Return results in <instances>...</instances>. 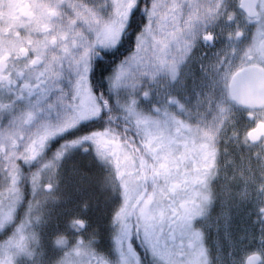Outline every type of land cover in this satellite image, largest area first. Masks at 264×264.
<instances>
[{"label": "clouds", "instance_id": "1", "mask_svg": "<svg viewBox=\"0 0 264 264\" xmlns=\"http://www.w3.org/2000/svg\"><path fill=\"white\" fill-rule=\"evenodd\" d=\"M38 2L55 9L56 15L41 21L50 25L49 28L41 30L34 22L29 20L20 24L18 30L4 31L3 28H0V45H2L0 56H3V60L0 61V64L3 65L0 72L6 78L0 81V84L12 80H17L19 83L17 77L21 73H31L34 68L42 66L51 55L60 57L71 54L73 57L79 58L85 47L90 49L95 43L102 25L113 21L121 22V18L116 15L114 0H38ZM125 3H127V0H125ZM153 3L154 0H134L135 6L133 9H138L143 15V23L134 36V44L137 36H145L147 39L145 28L151 25L154 30L158 22L157 15L149 16L148 14ZM243 3L244 0H235L233 5H229L225 0L221 5V0H215L214 4L204 6L201 16L206 20L211 18V22L199 32H194L191 30L189 23L191 12L183 9V0H170V8L178 12L184 10V16L180 17L183 21L180 31L185 39L172 53L177 77L180 73L181 64L186 63L191 55L202 47L213 49L212 59L205 66L204 76L206 78H217L225 86L231 78V73L237 69L252 63L264 66V35H261L259 31L264 26V7H261V3L258 2L255 6L256 15H251L242 6ZM53 37L55 38L54 41ZM41 42L46 46L43 60L40 61L39 65L37 63L31 64L30 61L37 54L33 49ZM20 48L25 49V51L21 53ZM225 60H228L229 63L225 64ZM221 69L223 70L221 71ZM94 94L101 109L97 119L91 121L96 126L86 130L83 135L77 136L76 139L80 140L85 135L95 138V134H101L105 140L109 141V148L113 147L111 142L114 141L122 149L120 155H130L133 166L142 169L144 173H152L154 169L162 164V161L158 154L151 150L148 136L140 125L134 121L132 115H119L124 111V108L115 103L110 84L106 81L105 89L99 90L98 93L94 91ZM144 95L143 92L139 93V96ZM67 98L68 96H65V99ZM105 102H107V107H105ZM11 105L14 111L23 108V102L15 97L12 98ZM17 105H19V108ZM252 111L255 113L249 117L253 121L252 125L245 129L243 133H232V135L237 136L240 141L239 146L248 153L249 160H256L264 165V136L254 141L247 136L251 127H255L258 122H264V106ZM245 115H248L247 110ZM40 128L41 124L37 120L32 123L31 127L21 129L25 136L23 140L17 139L19 144L16 149L17 157L24 153L27 144L31 142V138ZM80 143L87 146V151L92 155L93 160L102 170L106 168L107 172L111 174L114 184L118 186L119 180L116 179L115 175L116 168L112 164L113 156L106 153L103 157H99L91 140H82ZM62 150L63 146L49 155L44 147L36 159L27 161L20 159L18 161V170L27 187L32 186L33 175L42 176L51 167L49 165L57 160L56 153L62 152ZM176 150L179 151V148ZM189 166L188 164L185 165V167ZM25 168L28 169L27 172H25ZM7 175L5 164L2 157H0V177L3 178L2 183H0V195L14 200L15 197L10 191ZM261 177L264 178V172L261 173ZM214 180L215 177L209 174L207 177V195L199 199V210L193 213V215L199 216L201 221L211 214L215 203ZM44 182H41V189L44 187ZM145 187L149 191H154V186L145 185ZM18 189L20 198L28 194L25 192L24 186L18 185ZM145 201H148V203L145 204ZM113 202L115 206L110 210L108 220L110 229L109 248L107 250L101 249L99 252L95 247L90 248L89 254L92 258L89 264H102V262L104 264H132L135 257L128 254L122 259L121 252L113 243L117 234L121 232L122 227L125 225L131 231L135 230V235L139 237L136 243L139 245L140 251L138 252L134 247L138 254L139 264H225L218 256L213 254L212 246L207 243V233L203 224L197 225L191 217L187 223L186 232L191 235L193 233L198 234V239L190 240L184 246L170 243L169 228L171 226L167 225V221L163 224L155 221L160 205L154 200H149L147 192L140 200H129L127 204L117 192L113 197ZM164 203L166 204L167 201ZM122 207L124 208L123 223L116 215ZM142 209L145 211L142 212ZM201 211L205 212V215H200ZM149 214L153 218L154 224L152 240L159 241V252L155 251L145 239V226L148 223ZM261 217L264 218V205L261 206ZM87 225V220H80L82 230L86 231ZM82 240L83 235L81 232L77 235L73 247L82 246ZM98 242L97 238L96 243ZM248 256H255L256 264H264V247L259 250L251 249L243 264H248Z\"/></svg>", "mask_w": 264, "mask_h": 264}, {"label": "rangeland", "instance_id": "2", "mask_svg": "<svg viewBox=\"0 0 264 264\" xmlns=\"http://www.w3.org/2000/svg\"><path fill=\"white\" fill-rule=\"evenodd\" d=\"M224 2L225 0H221V5ZM226 2L229 5L234 4V0H226ZM160 3L162 6L158 9V22L154 30L152 29V34L147 36V44L141 52V59L131 64L127 79L121 82L118 90H113L114 100L119 106L134 100L135 111L141 117L148 118L147 124L139 125L144 133H147L151 150L157 153L162 161L160 169L169 171V156L173 145L177 144L176 149L180 150L186 142L194 140H189L190 137H210L211 145L217 146L215 150L221 153L225 162L223 197L226 203L228 202L226 186L231 179L234 178L242 185L252 184L260 175V172L254 173L243 166L235 165V162L242 163L246 155L242 153L237 136L232 133L240 134L239 130L246 123L242 113L236 110L235 103L228 96L230 79L225 86L217 78L204 76L205 66L212 59L211 48L197 49L186 63L181 64L178 77L168 71L169 64L174 63L173 51L185 39L180 31L183 23L180 17L184 16V10L191 12L189 21L191 30L199 32L211 22V18L206 20L201 16L202 8L214 4L215 0H183L184 10L179 12L169 7L170 0H160ZM97 48L111 47L101 44L98 37L90 48V55ZM133 51L126 55L123 64H128ZM61 57L64 71L62 93L68 96L65 99L67 105L71 100L72 83L77 73L75 61L78 58L71 54ZM224 63L227 64L229 61L225 60ZM141 92L145 95L139 96ZM123 108L127 112L126 108ZM59 115L62 119L61 105ZM132 117L136 121V117ZM152 121H159V126ZM79 150L81 171H73L71 168V171H61L58 175H48L45 180L52 187L48 191L44 187L41 189V178L37 177L32 207L28 213H23L21 221L15 226L13 233L16 236L11 238L12 243L9 244L8 241L2 244L4 247L15 248L18 253H27L24 261L28 264H89L92 258L89 249L92 248L94 234L92 212L98 208L97 203L93 201L95 195L104 197L106 202L112 200L119 192L124 200L127 198L134 201L142 191V187L147 188L145 187L147 184L143 183V179L148 176L147 173L143 172L139 176L133 173V169L137 166H133L129 154H126L129 158L126 159V165L124 161V166L128 167L129 172L120 177L116 176L119 180L117 186L112 176H93L92 155L83 144ZM163 178L165 181L168 180L167 176ZM110 183L113 186L111 189L107 188ZM159 189L156 188L149 199L160 205L165 196ZM3 209L7 211L3 212ZM9 209V207L1 208L0 216L7 214ZM221 215L225 220L230 218V214ZM9 216L8 213V218ZM95 218L94 216L93 219ZM77 219L87 220L86 231L77 225ZM6 220H0V226ZM81 232L82 246L74 248L76 237ZM16 242L19 243V248Z\"/></svg>", "mask_w": 264, "mask_h": 264}, {"label": "flooded vegetation", "instance_id": "3", "mask_svg": "<svg viewBox=\"0 0 264 264\" xmlns=\"http://www.w3.org/2000/svg\"><path fill=\"white\" fill-rule=\"evenodd\" d=\"M35 2H38V0H0V6H3L0 8V28H3L4 31L18 30L20 24L28 20V16L25 14L26 9L23 6ZM27 11H30V9ZM60 57H58L47 72L44 71L46 63L44 62L42 66L34 68L31 73H21L17 77L19 83L17 80H12L11 83L4 82L0 84V133L10 134L15 132L16 125L21 122L19 118L26 111L33 113V119L28 123H24L22 128L31 127L32 123L37 120L41 125L48 124L50 126L56 125L61 120L59 115V107L61 104L58 98L63 92L64 71L63 58L61 57L60 59ZM41 60H43V57ZM40 61L37 62L38 65ZM57 72L59 76L55 75ZM91 72L92 59L90 60V69L87 73L88 83H90ZM13 97L23 102V108H20L19 111H14L11 105ZM49 104H52L53 107L49 108ZM17 107L19 108V105ZM234 107L242 113L245 120V126L238 132L243 133L245 129L252 125L253 121L249 117L255 113L236 104ZM246 110L248 111L247 116L245 115ZM124 115H128L127 112L123 111L121 113V116ZM96 118L93 117L91 119L94 121ZM91 119L83 120L76 127L62 134L55 135L47 141L45 148L49 155L61 146H63V150L62 156L54 161L52 166L40 176L41 182L45 181L44 189L46 191L52 188L45 180L48 175H58L61 171H71V168L73 171H81V154L79 150L81 144L77 143L69 147L68 142L76 139L77 136H81L80 125L89 122ZM256 129L257 134L260 133L259 137L264 136V122H258L255 127H251V130L247 133L249 139V134ZM20 136L24 138L25 133L20 131L17 139H20ZM198 137L199 140H197ZM190 139L194 140L186 142L179 151L176 150L177 144L173 145L169 156V171L158 167L152 173L146 174L148 176L143 179V183L154 186V190L156 188L159 189L161 185V189L159 190L165 196L163 202L160 203V209L158 215L155 217V221L161 224L167 221V225L171 226L169 228L171 236L169 242L184 246L190 240H195L190 233L186 232V229L181 228V224L184 223L185 219L191 217L197 225L203 224L205 227L207 243L212 246L215 256H218L225 264H243L245 257L251 249L259 250L261 247H264V218L261 217V206L264 205V178L261 177V173L264 172V165H261L259 161L249 160L248 153L241 148L242 153L246 157L242 163L235 162V165L243 166L245 169L251 170L254 173L260 172V175H258L259 177L256 182L254 180L252 184L242 185L234 178L231 179L230 183L226 186L228 202L225 203L223 197L225 191V162L223 161L221 153L215 150L217 148L216 145H211L212 140L209 137L196 136L195 138L190 137ZM111 143L113 147L109 148L108 143L106 148L99 149L103 152L102 156L98 155V145L94 144L95 149H97V155L103 157L107 153L113 156L112 164H115L113 165L116 168V176L120 177L128 174L129 169L124 166V161L126 165L125 155H120L122 149L114 141ZM238 143H240L239 139ZM186 164L190 166L185 167ZM228 166H230L229 163ZM27 171L28 169L25 168V172ZM118 171L120 175L117 174ZM133 173L139 176L143 174V170L137 167L133 169ZM209 174L215 177L213 183L215 203L212 207L211 214L207 215V218L201 221L199 216H195L193 213L199 210V199L207 195V177ZM92 175L111 176L106 168L102 170L93 158ZM163 176H167L168 180L165 181ZM2 181L3 178L0 177V183ZM19 185L24 186L25 192L28 193L22 198L11 200L0 195V209L3 207L10 208L8 212L10 214L9 218L0 226V264H7V260H10L11 264H28L24 261L27 253H18L13 247L2 246L3 243L5 244V242H8L16 236L13 233L16 225L14 223H19L23 213H28L32 207L35 184L32 183L30 188L27 187L24 178L21 176ZM111 187H113L112 183L107 185V188L111 189ZM142 188L139 196L134 201L141 199V196H144L146 192L149 199L154 192L144 187ZM104 200V197L99 195H95L93 199L97 203L98 208L92 212L93 218L94 216L97 218V220L96 218H92V224L94 226L92 247H95L97 251L101 249L107 250L110 243L108 220L110 210L115 205L113 199L107 200L106 202ZM127 201L129 200L127 199ZM165 201H167L166 204L164 203ZM4 211L6 212L7 210L3 209ZM161 211L163 212L162 216ZM224 213L230 214V218L225 220L221 215ZM200 215H205V212L201 211ZM78 221L80 220L77 219L76 223ZM188 221L189 219H187V223ZM149 222L153 223V218ZM97 238L99 240L98 243H96ZM136 241L135 230H133L131 242L139 252L140 247ZM214 241L215 243H213ZM113 243L117 247L116 240ZM126 243V241L123 242L122 251L126 250ZM132 264H135L134 260Z\"/></svg>", "mask_w": 264, "mask_h": 264}, {"label": "snow or ice", "instance_id": "4", "mask_svg": "<svg viewBox=\"0 0 264 264\" xmlns=\"http://www.w3.org/2000/svg\"><path fill=\"white\" fill-rule=\"evenodd\" d=\"M115 10L117 17L121 18V22L117 23L115 21L106 23L102 25L98 37L100 38V43L105 47H115L117 43L121 40L123 36L124 28L127 26L131 17V12L135 6L134 0H114ZM260 2L261 7H264V0H244L242 4L243 7L251 15H256L255 6ZM160 0H154L152 9L149 11V16L158 15V9L161 8ZM3 6H0L2 8ZM26 9L25 14L28 16L30 22H34L38 28L41 30L47 29L50 25L42 23L41 21L56 15L55 9L50 7L47 4H42L39 2L32 3L30 5L23 6ZM30 9V11H27ZM261 35H264V26L259 30ZM145 33L147 36L152 34V27L148 25L145 28ZM53 37V41H54ZM147 44V39L145 36H137L136 43L134 45V51L132 56L129 58L128 64L118 65L114 71L112 78L110 80V88L112 90H118L121 82L127 79L129 67L132 63L141 59V52L145 49ZM2 47V45H0ZM45 45L41 42L36 45L33 49L36 52V56L30 61L31 64H36L41 60L45 55ZM25 49L20 48V52L23 53ZM67 51V49H65ZM58 59L56 55H51L45 63L44 71L47 72L52 64ZM3 60V56H0V61ZM90 49L85 47L83 52L80 53L78 60L75 61L77 67L76 77L72 83L71 91V100L65 105V95L62 93L59 97V102L62 107L63 118L54 126L48 124L41 125L40 130L31 138V142L27 144L24 153L17 157L16 149L19 147L17 141V135L22 129L24 123H28L33 119V113L31 111H26L19 118L20 123L16 125V131L10 134L0 133V157H2L5 164V171L7 172V180L10 184V191L14 194L15 199H20L18 185L20 183L21 174L18 170V161L23 160H34L38 157L41 150L45 147L47 141L58 134H62L69 129L76 127L81 121L89 120L93 117H97L100 114V105L96 100L95 94L92 91L90 84L88 83L87 73L90 69ZM82 66V67H81ZM3 65L0 64V68ZM168 71L171 75H176L175 64H169ZM56 76H59V73H55ZM6 78L0 72V81L5 80ZM231 85H229V95L234 100H240V102H247L244 98V95L252 96L255 100L261 105L264 106V66H259L256 63L248 64L247 67L239 68L235 72L231 73ZM11 83V81H9ZM240 85L242 88L246 89V93L240 96L236 93V87ZM27 87V85H25ZM135 101L132 100L123 107L126 108L127 112L136 117V122L138 124L148 123V118L141 117L139 113L135 111ZM6 107V106H5ZM49 108H52L53 105L49 104ZM105 107H107V102H105ZM223 111V109H221ZM153 124L159 126V121H152ZM147 134V133H146ZM210 138V137H209ZM20 140H23V136H20ZM82 140L87 141L91 140L92 143L98 145V155H103L99 149L106 148L109 141L105 140L103 135L95 134V138L92 136H83L80 140L74 139L68 142V146L75 145L80 143ZM116 151V149H114ZM62 156V152L56 153V158L59 159ZM124 159H129L125 154ZM143 163V161H141ZM49 166H52L51 164ZM120 175L119 171L117 173ZM33 183L37 180V176L34 174ZM123 183V181H122ZM127 198L125 199V204H127ZM148 201H145L147 204ZM145 210L142 209V212ZM124 208L122 207L120 211L117 212V218H120L123 223V214ZM163 212L161 211V216ZM8 219V214L0 216V220ZM152 219L151 215H148V223L145 226V239L151 244L153 249L157 252L160 251L159 241H153L152 236L154 233V224L150 223L149 220ZM187 219L184 223L181 224V228H187ZM195 239H198V234H192ZM136 238H139L138 235ZM126 241V250L122 251L123 242ZM132 231L125 225L122 227L120 234L116 237V246L118 251L121 252L122 259H124L128 254H132L135 257V264H139L138 254L132 244ZM12 243L11 240L8 242ZM17 248L20 247L19 243L16 242ZM7 260V258H6ZM7 264H11L10 260H7ZM104 264V262H102ZM248 264H256V257L249 256Z\"/></svg>", "mask_w": 264, "mask_h": 264}, {"label": "trees", "instance_id": "5", "mask_svg": "<svg viewBox=\"0 0 264 264\" xmlns=\"http://www.w3.org/2000/svg\"><path fill=\"white\" fill-rule=\"evenodd\" d=\"M142 23H143L142 13L138 9H133L131 12L130 21L127 22V26L123 31V36L119 41V43H117L115 47H111V48H106V49L97 48L92 53L91 55L92 72L90 74L89 84L90 87H92L93 91L98 93L99 90L105 89L106 81L110 84V80L117 65L123 62L124 58L128 53L133 51L135 45L134 36ZM111 92L114 99L112 89ZM119 115H121V113H119ZM91 121L92 119L89 122L80 125L81 135H83V133L86 130H89L96 126ZM15 224L17 225L18 223L15 222L14 225Z\"/></svg>", "mask_w": 264, "mask_h": 264}, {"label": "water", "instance_id": "6", "mask_svg": "<svg viewBox=\"0 0 264 264\" xmlns=\"http://www.w3.org/2000/svg\"><path fill=\"white\" fill-rule=\"evenodd\" d=\"M231 83H232V81H231V78H230L229 84H228V96L231 99V101H233L236 105H238L240 107H243L245 109L253 110V109H259L261 107V105L252 96L244 95V98L247 101L245 103L240 102V100L232 99V97L229 95V85H231ZM236 93H237L238 96H240V95L246 93V89L242 88L240 85H237ZM259 136H260V133L257 134V129L252 131L249 134L250 140H253V141L256 140L257 138H259ZM141 197H143V195ZM77 225L80 227V221L77 222Z\"/></svg>", "mask_w": 264, "mask_h": 264}]
</instances>
